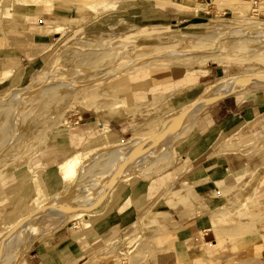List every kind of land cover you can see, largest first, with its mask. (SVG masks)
Returning <instances> with one entry per match:
<instances>
[{"label":"rangeland","instance_id":"374dc122","mask_svg":"<svg viewBox=\"0 0 264 264\" xmlns=\"http://www.w3.org/2000/svg\"><path fill=\"white\" fill-rule=\"evenodd\" d=\"M47 1L52 8L57 3ZM92 1L108 3V13L94 8L82 17L54 16L60 33L44 53L0 71V241L26 213L57 206L43 216L53 221L33 218L0 247V264H26L31 249L52 234L89 233L93 214L106 212L117 188L129 205L134 184L165 166L176 169L182 143L212 105L154 138L156 129L170 126L168 117L218 77L264 75V14L252 1L211 0L213 10L172 25L144 20L132 0L124 6L121 0L120 10L119 0ZM43 26L41 33L55 29ZM261 91L264 86L230 95ZM74 156L77 163L62 173L63 160ZM178 179L174 174V184L164 185L160 201L170 197L168 188L180 187ZM59 206L70 210L59 215ZM147 208L94 247L88 264H153L152 236L165 228L151 221L160 214ZM257 257L226 264H264Z\"/></svg>","mask_w":264,"mask_h":264},{"label":"crops","instance_id":"0c3cea01","mask_svg":"<svg viewBox=\"0 0 264 264\" xmlns=\"http://www.w3.org/2000/svg\"><path fill=\"white\" fill-rule=\"evenodd\" d=\"M210 1L131 2L146 16L144 20L172 25L213 10ZM54 2L52 8L47 0H0V71L16 70L44 53L60 33V20L55 21L54 16L82 17L94 8L102 13L109 10L108 3L95 5L92 0ZM120 4L121 0L117 10ZM254 6L264 14V0H257ZM46 23L58 29L46 33L31 30ZM211 105L197 133L182 143L174 171L165 166L134 184L136 194L127 206L121 195L123 187L117 188L105 202L106 212L93 214L96 217L89 233L52 234L31 249L26 264H88L94 247L134 223L146 206L147 211L160 214L151 221L165 228L152 236L157 249L150 259L153 264H226L251 253L264 262V91L229 95ZM174 174H179L176 185L180 187L168 188L170 197L160 201L158 195ZM245 251L249 255L239 258Z\"/></svg>","mask_w":264,"mask_h":264},{"label":"bare ground","instance_id":"6f19581e","mask_svg":"<svg viewBox=\"0 0 264 264\" xmlns=\"http://www.w3.org/2000/svg\"><path fill=\"white\" fill-rule=\"evenodd\" d=\"M205 25H208V24L205 23ZM37 27L38 28L33 29V30L37 31L39 33L43 32L44 26H37ZM56 29L57 28H55L53 30H56ZM237 77H236V79L234 78V80L230 77V79L233 81H229V78H228V79H226V80H228L227 82L224 81V79H222L221 77H218V78H216V80L214 82L204 86L202 88V90L200 91V95L195 100V102H191V104L188 103L185 106L180 107V109L177 110V113L175 112L172 116L168 117L167 121H168V125H170L169 127L163 126L161 128L156 129L155 130L156 132L154 131L155 132L154 138L157 139L161 136H165L167 132H169L170 130H174L176 128V126L180 120H182V119L184 120V118H188L189 115H190V118L195 117L192 114L195 113V115H196V112L201 111L207 105L215 103L223 97H226L230 94H237V93H240L243 91H249V88L251 90H253L254 88L258 89L259 87L262 88V86H264V75H262L260 77H253V76H248V75L247 76L245 75L243 77L240 76L238 78ZM136 141L137 140H134V142H136ZM138 143H139V140H138ZM63 162L64 163H63L62 173H68L71 171V170H69V168L71 166L73 167L77 163V157L74 156L73 158L67 159L65 161L63 160ZM27 207H29V205ZM56 207L57 206L48 207V206L40 205L35 210H33L29 213H26L25 215L20 217L18 220H16L15 222H13L10 225V227L6 230L7 231L6 234L4 232V236L2 237V239L0 241V247L2 248L3 244L5 242H8L10 240L9 238L13 237L15 235V232L26 227L29 224L30 220H32L33 218H37L36 220L38 221V223L44 222V221H46V222L53 221V220L47 221L46 219H44L43 216L45 213L51 212L52 208L56 209ZM59 207L62 209V212L59 215H65L70 210L67 207H63V206H59ZM54 212L57 213L56 211H54ZM37 221H36V223H37ZM2 257H4V256H2ZM2 259H4V258H2ZM2 261L0 259V263Z\"/></svg>","mask_w":264,"mask_h":264},{"label":"built area","instance_id":"2783aa9c","mask_svg":"<svg viewBox=\"0 0 264 264\" xmlns=\"http://www.w3.org/2000/svg\"><path fill=\"white\" fill-rule=\"evenodd\" d=\"M252 4L255 5V3H257V0H251Z\"/></svg>","mask_w":264,"mask_h":264}]
</instances>
